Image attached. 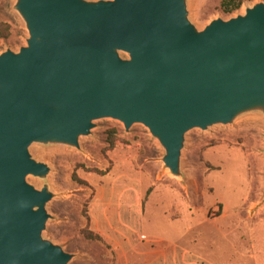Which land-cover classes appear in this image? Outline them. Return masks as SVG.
Returning a JSON list of instances; mask_svg holds the SVG:
<instances>
[{
	"label": "water",
	"instance_id": "obj_1",
	"mask_svg": "<svg viewBox=\"0 0 264 264\" xmlns=\"http://www.w3.org/2000/svg\"><path fill=\"white\" fill-rule=\"evenodd\" d=\"M13 11L28 37L0 54V264L73 258L42 236L53 194L27 181L49 174L32 145L79 150L97 121L141 125L180 178L187 133L264 116L263 1L202 30L186 0H15Z\"/></svg>",
	"mask_w": 264,
	"mask_h": 264
},
{
	"label": "rangeland",
	"instance_id": "obj_2",
	"mask_svg": "<svg viewBox=\"0 0 264 264\" xmlns=\"http://www.w3.org/2000/svg\"><path fill=\"white\" fill-rule=\"evenodd\" d=\"M262 1L244 2L228 15L221 0H186L198 30ZM14 2L0 0V29L10 30L0 39V54L26 45ZM29 153L49 168L44 180L27 179L53 194L42 236L73 255L68 264H164L166 253L182 250L200 264H264L261 113L187 133L180 178L165 173L164 152L143 126L125 132L113 120L95 122L79 150L32 145Z\"/></svg>",
	"mask_w": 264,
	"mask_h": 264
},
{
	"label": "trees",
	"instance_id": "obj_3",
	"mask_svg": "<svg viewBox=\"0 0 264 264\" xmlns=\"http://www.w3.org/2000/svg\"><path fill=\"white\" fill-rule=\"evenodd\" d=\"M251 1V0H221L220 2V10L224 14H232L238 11L241 6L243 5L244 2ZM10 33V30L7 28H1L0 29V39L6 38ZM111 138H114L116 135V130H110L107 134ZM108 145L110 148H113L114 146V141H109Z\"/></svg>",
	"mask_w": 264,
	"mask_h": 264
},
{
	"label": "crops",
	"instance_id": "obj_4",
	"mask_svg": "<svg viewBox=\"0 0 264 264\" xmlns=\"http://www.w3.org/2000/svg\"><path fill=\"white\" fill-rule=\"evenodd\" d=\"M201 262H197L196 259L192 258V255L185 251L179 252H168L165 255V263L164 264H200Z\"/></svg>",
	"mask_w": 264,
	"mask_h": 264
},
{
	"label": "bare ground",
	"instance_id": "obj_5",
	"mask_svg": "<svg viewBox=\"0 0 264 264\" xmlns=\"http://www.w3.org/2000/svg\"><path fill=\"white\" fill-rule=\"evenodd\" d=\"M165 173L169 175V172L167 170H165Z\"/></svg>",
	"mask_w": 264,
	"mask_h": 264
}]
</instances>
